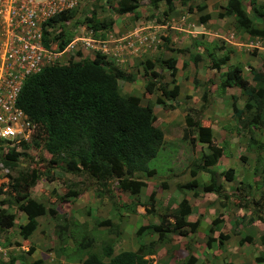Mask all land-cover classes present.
I'll list each match as a JSON object with an SVG mask.
<instances>
[{
  "label": "rangeland",
  "instance_id": "1",
  "mask_svg": "<svg viewBox=\"0 0 264 264\" xmlns=\"http://www.w3.org/2000/svg\"><path fill=\"white\" fill-rule=\"evenodd\" d=\"M118 1L80 0L75 8L74 16L69 19L66 18V25L61 27V30L67 34L69 41L74 40V38H91L98 42L103 41L100 44L105 46V50L100 49V53L104 52L102 55L104 60L110 62L109 59H112L113 63L132 80L130 82L118 81V88L122 96L133 95L139 99L140 105H152L155 111L154 126L163 132V147L166 151L163 152L164 154L162 151H158L155 157L147 163V168L154 171L151 182L165 181L169 183L172 181V175L176 170L173 162L175 154L192 157L197 152L196 147L193 148L192 146L189 150L186 147L188 145L183 143L182 146L178 141L183 128V110H188L193 118H200L199 115L202 112L200 110L202 106L200 96L202 91L205 90L208 96L215 91L212 86L219 83L222 74L234 63L241 67L242 77L248 85L252 86L251 70L262 72L261 64L264 60V49L261 50L259 48H264V38L252 37L245 33L237 26L238 24L234 17H218L227 0H172V9H167L162 1L156 3V5H151L150 0H137V8L134 13H125L123 15L116 13ZM240 1L251 26L256 28L264 27V18L253 16L254 9L249 5V0ZM201 5H204L203 10L198 9ZM253 5L255 8L264 7V0H253ZM91 11L95 12L97 20H111L112 23L109 28L99 30L95 35L91 34V31L83 23V19L89 17ZM203 16H207V19L201 22V17ZM244 23L242 22V24ZM56 26L58 25H55L54 28ZM56 44L53 47H56ZM119 44L122 45L121 50H124L123 54L119 56L122 61L115 63L114 51L118 49L116 47ZM94 45L97 44L89 43L87 47H84L80 41H76L72 51L65 54L61 59L65 60L68 58V65L76 63L82 58L90 59L95 55V52H98L93 48ZM126 49L134 50L132 52L133 55H126ZM177 50L180 51L177 52ZM196 55L198 59L194 63L192 58ZM168 58L175 60L176 74L173 80L169 76L168 69L163 65H159L156 61L157 59L166 60ZM145 61H149L154 65L153 71L160 76V82L165 85L169 95L176 96L174 100L165 101V105H170V108L164 109L153 104L154 99L159 96V92L155 91L152 95L146 93L144 85L150 75L145 68ZM212 61L219 65L218 69L212 68ZM67 63L61 62L59 65ZM144 72H146L147 77ZM238 90L236 87H231L226 92L238 94ZM242 97H238V106H241ZM207 102L204 103V106L207 105ZM224 107L228 108L229 105L226 104ZM202 126L204 125L202 124ZM171 144L173 146H170ZM174 144L178 145L177 148ZM24 154V156H18L15 167L10 170L2 166L0 147V208L5 209L6 212L13 213L15 217L12 228L0 231V264H10L11 260L13 261L12 264H73L72 260L67 261L64 253H60L58 250L62 244H58L54 235L55 225L61 224L63 217L64 220H68L71 223L69 226L73 234H70L74 238H77L80 234L78 220L81 221L80 224L85 223L86 232L93 238L92 250L100 253L99 244L107 238L112 240L113 250L115 251H118V246L121 242L124 241L127 244L130 240L134 241L136 229L140 223H144L143 218L134 215L122 219L123 225L119 224L117 225V230H113L116 234L113 232L107 234L106 229L103 227L95 228L94 222L103 220V218L109 219L113 222V225L115 224L114 221L120 218L117 213V205L125 204L127 209H131L132 204L140 205V212H145L147 209L149 210L146 211L147 215L151 213L156 217L168 212L166 211L167 209L156 212L149 209L148 205L150 202L147 201V197L150 194L149 192L153 190L151 187L153 183L148 180L145 181L146 178H142L146 187L132 199L128 197L127 193L117 189L115 181L105 182L104 184L108 186L111 194L109 195V192H106L104 188V184L101 187L99 182L85 175L67 174L61 169V163L57 166L46 165L50 156L41 149L30 148ZM181 164L184 165L185 163L181 161ZM220 166H222V163ZM26 168H33L37 172L48 170L49 174L56 178L49 183L42 180V177L31 189L30 197L43 203L46 207L52 206L58 215L56 218H49L48 215L39 217L37 219V231L32 233L26 240H22L18 235V225L25 222V218L14 203L10 196V190L6 185L10 178L16 176L17 172ZM69 191H76L79 195L75 199L60 201L58 196H64ZM229 197L232 198V194ZM255 198L258 197L255 196ZM152 199V203L160 208L166 200V196L162 195L158 200H155L153 196ZM226 201H224V204ZM243 202L244 200L237 196L232 198L233 205H242ZM246 205L248 207L246 212L254 219H259V222L264 225V206L262 205L258 208L251 201H248ZM161 208L163 209V207ZM211 209V207L205 209L207 216H202L200 219V228L196 234L197 239H201L206 234L203 228L210 226L209 222L211 219L206 221L209 215L211 217L216 215L220 218L219 214L224 216L229 211L224 207ZM214 218L216 217H213L212 220ZM220 220L218 219L217 224L212 226L216 229L213 232L215 238H218L219 233L234 235L233 231H235V234L239 235V239L241 233H238V230L243 226L249 228V222L247 223L246 220L244 221L245 224L234 225L233 228L232 220L224 219L219 224ZM156 234L152 230L146 232L144 229H142L140 234L141 241L146 244L151 240H155L153 242L154 246L152 245L153 251H155L152 260H156V264H168L171 260L175 264H184V259L182 260L181 258L185 252L178 245L180 238L174 233L164 239L172 240L171 242H165L164 240L160 242L157 239H153ZM116 238H118V244L115 248V242L113 243V241ZM190 240L192 241L190 243L192 246L193 241L196 239L194 237L190 238ZM72 241L71 239V243L64 247L63 252L67 254L71 252L74 246ZM125 247L129 248L127 245ZM221 247L224 248L221 251L222 253H218L219 255L216 253V256L212 254L214 249H216V240L213 242L211 250H203L201 248L200 256L197 260L198 263L195 264H229L233 260V251L238 254V250L244 247L249 255L261 256L262 253H258L257 249L263 246H261V242L258 239L239 245L237 240L231 237L225 245L222 243ZM195 248L198 247L196 246ZM83 251H80V254H83ZM180 253H182L181 256H179ZM195 255L197 254L195 253ZM246 260L248 259L243 260L241 264H244Z\"/></svg>",
  "mask_w": 264,
  "mask_h": 264
},
{
  "label": "trees",
  "instance_id": "2",
  "mask_svg": "<svg viewBox=\"0 0 264 264\" xmlns=\"http://www.w3.org/2000/svg\"><path fill=\"white\" fill-rule=\"evenodd\" d=\"M136 1L119 0L116 13L119 15L134 13L137 8ZM160 1L164 2L167 9H172V0H150V4L156 5ZM249 5L254 9L252 13L254 17L264 18L263 6L255 8L253 0H249ZM198 9L203 10L204 5L199 6ZM74 14V10L60 13L53 17L48 25L65 21L66 18L69 19ZM95 16V12L91 11L89 17L83 19L86 28L94 35L99 30L109 28L112 23L111 20H97ZM218 17H234L237 26L245 33L252 37L264 38V27L251 26L240 0H227ZM206 19L207 16L201 17V22ZM242 22L245 23L242 24ZM63 26L59 24L58 29L52 35L43 33L42 41L45 47L48 46V36H52L51 39L58 42V50L69 42L67 34L60 30ZM166 41L168 42V40ZM197 59L196 55L192 58V62L195 63ZM156 61L168 69L169 76L173 80L176 74L175 60L168 58ZM218 67L219 65L212 61V68L216 70ZM145 68L150 75L144 85L146 93L152 95L155 91L159 92V96L154 99L153 104L164 109L170 108V105H165V101L174 100L176 96L169 95L165 85L160 82V76L153 71L154 65L151 62L145 61ZM261 71L251 70L253 86L250 87L241 76V67L234 65L222 74V78L217 84V89L221 91L226 87H236L242 95H247L248 99L253 102L250 104L247 99L241 109H238L234 102L231 103L232 115L239 127L248 132H250L251 126L258 129L264 124V60L261 64ZM144 75L146 76V72ZM118 81L130 82L132 80L111 62H106L104 56L95 53L91 59L82 58L80 61L66 66L46 67L26 78L20 88L16 106L27 116L29 122L35 125L32 139L28 145L22 147L23 151L30 147L41 149L50 156L46 165L57 166L61 163V169L65 173L85 175L99 182L101 187L105 182L115 181L117 189L127 193L128 197L132 199L145 187L142 178L154 175V171L147 168L149 160L153 159L158 151L163 153L166 149L163 147V132L154 126L155 115L152 105H140L139 99L133 95L122 96L118 88ZM200 99L202 104L206 102L207 93L205 90L202 91ZM231 100H233L232 97ZM251 107L254 109L253 112L249 110ZM203 108L204 105L200 107V110ZM183 121L185 128L181 134V141H187L188 145H193L194 142L205 144L207 152L200 155L197 165L192 164L193 168L189 171L191 180L181 188L191 191L193 197L197 196L198 192L196 193L194 190L198 184L195 174L199 170L207 177L206 183L201 186V193H213L221 201L220 205L223 207V201L227 199V195L222 192L221 186L216 184L215 174L211 170V167L222 156L223 150L212 144L211 130L208 127L200 126L192 114L186 113ZM249 139L259 147L260 144L253 140L251 135ZM22 155L25 154L21 153ZM17 158V153L12 150L8 151L1 159L2 166L13 170ZM232 171V169H227L221 175L226 181H231ZM42 177L46 182L56 179L49 174L48 170L37 172L33 168H26L17 172L16 176L10 178L6 185L19 211L25 215V223L18 225V235L22 240H26L36 229L37 217L45 215L50 218L57 217L52 207H46L43 203L30 197L31 189ZM104 188L106 192H109L106 184H104ZM108 194L111 195L110 192ZM78 195L79 193L76 191H69L59 197V200L68 201V199H75ZM152 196L153 193L147 198L150 208L152 207ZM122 206L127 210L125 204ZM131 208L133 210V206ZM189 214V203L185 199H181L173 210L159 215L158 224L151 227L153 232L158 233L156 239L162 242L174 233L179 236L193 235L198 223L197 221L187 222L186 218ZM14 222V214L0 208V231L12 228ZM217 222L218 219L214 218L210 225L214 226ZM70 224L63 217L61 224L55 225L54 229L58 244H62L58 250L60 253H64L67 261L76 258L78 251L85 249V258L80 264H150V261L143 257L155 252L153 251L155 240L144 244L140 234L146 227H138L134 233L137 243L135 251H121L113 255L112 240L107 238L100 242L101 255L98 256L91 252L94 242L86 232V224H78L80 234L77 238L70 234H73L72 230L70 231ZM94 227L105 228L107 234L115 233L113 230L118 228L117 224L113 225L109 219L96 220ZM71 239L74 246L67 254L63 250L67 244L71 243ZM217 240L216 249L220 251V244L227 240V235L219 233ZM164 241L168 242L169 240ZM261 243L263 244L262 238ZM104 258L107 261H104ZM255 262L264 264V257L255 258ZM12 263L11 260L10 264ZM183 263H193L190 255L183 260Z\"/></svg>",
  "mask_w": 264,
  "mask_h": 264
},
{
  "label": "crops",
  "instance_id": "3",
  "mask_svg": "<svg viewBox=\"0 0 264 264\" xmlns=\"http://www.w3.org/2000/svg\"><path fill=\"white\" fill-rule=\"evenodd\" d=\"M83 39L89 40V43L97 44L93 46V48L96 49L95 51H98L100 53V49H102L103 51L105 50V46H101L100 44V43H103V41L98 42L91 38H83ZM121 47L122 45L119 44V46L116 47L118 49L114 51L115 56L114 54L113 56L116 57L114 60L115 63L122 61L119 58V56L122 55L124 51L123 49L121 50ZM259 49L263 50L264 48L260 47ZM133 51L134 50L126 49L125 52L127 53L126 55H133L132 54ZM103 53L104 52H101L100 54L103 55ZM109 60L116 68L120 69L116 64L113 63L112 59H109ZM234 65H236V63H234L232 66ZM215 86H217V84H215ZM215 86L214 85L212 86V88H215V91L211 92V94L208 96V102L206 103L207 105H205L204 108L202 109V112L199 115L200 118H198L197 121L200 126L203 124L205 127H208L211 130L212 144L214 146L221 147L223 150L222 156L219 157L215 165L211 167V170H213L215 174L216 184L220 185L222 188V192L228 195L227 201L224 204V208H226L229 211L227 215H224V216L222 214H219L221 216L220 221L223 222L224 219L232 220V228L234 225L239 226L241 223H244L245 220L247 221V223L249 222L248 223L249 228H246L245 226H243L241 227L240 230H238V233H241L240 234L241 237L239 239H238L239 237L238 234H235V233L234 235L227 234V240L224 241V245L226 244L228 239L231 237H234L235 240H237V244L239 245L241 243L247 242L246 240L250 242V240L255 241L256 239H258L259 241L260 237L264 238V225L261 224L258 220H255L253 217H251L248 214V212H246L248 210V207L246 204L248 203V201L254 202L260 197L261 198L263 197V200H264V124L262 127L258 129L251 126L250 132L246 130L245 131L242 130L239 127L238 122L235 120V117L232 115L231 103L234 102L235 106L238 109H241L246 103L248 96L242 95L239 90H238V94H235V93L229 94L226 91L227 89H230L231 87L230 88L226 87L223 91H221L219 89H216ZM231 97L233 98V100H231ZM238 97H242L241 106L237 105ZM249 103L252 104L253 102L249 100ZM226 104L230 105V107L225 108L224 106ZM249 110L251 112L254 111L252 107ZM183 111L184 112L182 114V120L184 118V115L188 113V110H183ZM153 112L155 113L154 110ZM182 125H183V128H182V131H183L185 128L184 121L182 122ZM182 131H181V134H182ZM250 135L252 136L253 140L257 141V143L260 144L259 147H257L256 144H253V142L249 139ZM163 141H164V135H163ZM178 141L182 146H183V143L184 145H188L187 141H181V136ZM170 146H173V144H171ZM174 146L177 148L178 145L174 144ZM192 146L193 148L196 147L197 152H198L192 155V157H190L189 155H181V154L180 155L175 154V156L173 157V162H174V165L176 166V170H175V173L172 175L173 178L171 182L169 183L165 181L151 182V180H153L152 177H149L146 179L144 178L145 181L148 180L150 181V183H153V185L151 186L153 190H151L149 193L150 194L153 193L155 200L160 199L162 195L166 196V200L161 205L163 209L161 207L160 208L157 207L155 204L152 203V210L154 212L158 210L161 211L164 209H167V211L173 210L176 207V204L181 199H185L189 203L190 214L189 216H187L186 221L190 223L197 221L198 223L195 233L193 234L194 236L191 234L179 236V234L175 233L176 236L180 238L178 240V245H180L182 250H184L185 252V254L183 253L184 256H182L181 259L183 260L185 258H188V256L190 255V259L193 260V263H189V264L198 263L197 260L199 259V256H200L199 252L201 248H203V250L204 249L211 250L212 244L210 246V243L214 241L215 239V234L213 232H215L216 229L212 228V226L210 225V222L213 217H216V215H214L213 217L209 215L207 217L206 221L207 220L209 221L210 219L211 220L209 222L210 226H205L203 228L206 231V234L203 235L201 239H197L196 237L197 231L200 228L201 217L207 216V214L205 213V209L211 207L212 208L211 210H213L215 208L221 207L219 205V199L216 195H214L213 193H204V194L201 193L202 192L201 186L206 183L207 177L205 173L199 170H197V173L195 174V178L198 184H197V187L194 189L196 193L198 192V195L193 197L191 191H187L186 189L181 188V186H183L185 183L191 180L189 171L193 168L191 167L192 164L197 165V162H199L197 160L200 157V155L207 152L205 144L194 142L193 145L189 144L186 147L190 150L191 149L190 147ZM176 153H177V149H176ZM181 161H183L185 164L182 165ZM220 161H222L221 162L222 166H220L221 164ZM227 169L233 170L231 181H226L221 175ZM145 187H146V184H145ZM230 194H232V198H234L235 196H237L238 198H242V200H244L243 204L233 205L232 198L229 197ZM255 196H257L258 198H255ZM58 197H60V195ZM132 206H133V210H131L132 208L126 210L123 208L121 204L117 205V213L120 218L116 219L114 223L117 225L119 224L123 225L122 219L126 217L129 218V216L137 215L139 216V218H143L144 223H140L139 227H144V228L146 227V229H144L146 232L151 230L152 226L158 224V219L155 215H152L151 213L147 215L146 212H140L139 211L140 205L132 204L131 207ZM53 209L56 212L55 208ZM39 217H42V216H39ZM39 217L36 218V223ZM23 223L24 222H22V224ZM77 223L80 224L81 221L78 220ZM37 228H38V223L33 233L37 231ZM157 235L158 233L155 235V237H153V239H156ZM194 237L196 240L193 241V244L191 246L190 243H192V241L190 240V238H194ZM169 241L171 242L172 240H169ZM114 242H115L114 247L116 248L118 244V238H116L113 241V243ZM132 242L134 243L131 244ZM143 243L145 244V242ZM126 245L129 246V248H126L125 247ZM196 246L198 248H195ZM136 248H137V243L135 240L134 241L130 240V242H128L127 244L126 242L123 241L121 242V244H119L118 251L113 250L112 252H113V255H116L118 252H121V251H135ZM112 249H113V246H112ZM82 250H84L83 254H80V251ZM257 251L258 253L260 252L264 255V247L258 248ZM91 252L97 254L98 256L101 255V253L99 254L97 251H93L92 249H91ZM194 252L198 256L195 255ZM216 253H217L216 251L212 252L214 256H216ZM237 253L238 254H236V251L235 252L233 251V254H232L233 260H231L229 264H241L242 261L245 259H248V260H246L244 264H249L251 262L253 263L254 259L256 258L255 255H249L246 252L245 247L242 248L241 250H238ZM85 254H86L85 249L79 250L77 257L72 259L71 262L73 264H80L82 260L85 258ZM181 255L182 253L179 254V256ZM153 256H154L153 254H150V255L144 256L143 258L145 260H149L150 264H156V260L154 261L152 260ZM104 261H107V259L104 258ZM168 264H175V262L171 260ZM256 264H262V263H256Z\"/></svg>",
  "mask_w": 264,
  "mask_h": 264
},
{
  "label": "built area",
  "instance_id": "4",
  "mask_svg": "<svg viewBox=\"0 0 264 264\" xmlns=\"http://www.w3.org/2000/svg\"><path fill=\"white\" fill-rule=\"evenodd\" d=\"M79 1L0 0V139L10 146L28 142L33 131L15 105L24 80L43 68L66 63L68 58H61L72 51L76 41L89 45L87 39L74 38L56 51L52 36L47 37V47L42 41L44 32L52 35L59 24H66L62 21L49 26V21L60 13L75 11Z\"/></svg>",
  "mask_w": 264,
  "mask_h": 264
},
{
  "label": "clouds",
  "instance_id": "5",
  "mask_svg": "<svg viewBox=\"0 0 264 264\" xmlns=\"http://www.w3.org/2000/svg\"><path fill=\"white\" fill-rule=\"evenodd\" d=\"M65 22H66V21H65ZM63 25H64V24H63ZM63 25H62V26H63ZM65 25H66V24H65ZM64 29H65V28H64ZM64 34H65V32H64ZM51 40H52V39H51ZM70 41H72V40H70ZM70 41H69V42H70ZM56 42H57V41H55V40L53 41V40H52L53 46L56 44ZM69 42H67V44H68ZM138 42H139V41H138ZM57 44H58V43H57ZM57 44H56V47H54V48H56V49H55L56 51H60V50H62V49L67 45V44H66L65 46H63L62 49L58 50V48H57ZM53 46H52V47H53ZM95 53H98L99 55H101L99 52H95ZM263 57H264V55H263ZM90 59H91V58H90ZM67 62H68V60H67ZM67 62H66V63H67ZM66 65H68V63L65 64V65H54V66H66ZM50 67H51V66H50ZM37 73H38V72H37ZM241 73H242V70H241ZM241 76H242V75H241ZM252 86H253V85H252ZM252 86H251V87H252ZM215 87H216V89H217V86H215ZM17 97H18V96H17ZM207 98H208V94H207ZM16 100H17V98H16ZM201 102H202V101H201ZM206 102H207V99H206ZM15 105H16V103H15ZM202 105H204V104H202ZM16 107H17V106H16ZM229 107H230V105H229ZM17 108H18V107H17ZM18 109H19V108H18ZM19 110H20V109H19ZM201 110H202V109H201ZM22 113H23V112H22ZM23 114H24V113H23ZM24 115H25V114H24ZM25 116H26V115H25ZM26 118H27V116H26ZM27 120H28V118H27ZM196 120H197V119H196ZM28 121H29V120H28ZM29 123H30V122H29ZM30 124L33 126V131H32V135H33L34 132H35V125H33L32 123H30ZM201 126H202V125H201ZM204 127H205V126H204ZM32 135H31L30 140L32 139ZM30 140H29L28 142H21V143H19V144H14V145L10 146L8 141H6V140H1V139H0V147H1L2 157H3L4 155H6V153H7L8 151H11V150H12L14 153H17L18 156H21V153H25V152L28 150V149H26V150L23 151L22 147L25 146V145H28V144L30 143ZM22 143H24V144L22 145ZM30 148H31V147H30ZM30 148H29V149H30ZM40 180H41V179H40ZM40 180H39V181H40ZM42 180H43V179H42ZM39 181H37V182H39ZM44 181H45V180H44ZM37 182H36V183H37ZM52 182H53V181H52ZM49 183H51V182H49ZM144 183H145V182H144ZM35 185H36V184H35ZM224 194H225V193H224ZM226 195H227V194H226ZM227 198H228V195H227ZM32 199H33V198H32ZM34 200H35V199H34ZM225 200H227V199H225ZM225 200H224V201H225ZM224 201H223V202H224ZM258 201H259V202H258ZM37 202H38V201H37ZM220 202H221V201H219V205L221 204ZM257 202H258V203H257ZM260 202H261V203H260ZM252 204H254L256 207L260 208V206L264 205L263 197H262V198L260 197V198L257 199L256 201L252 202ZM148 206H149V205H148ZM220 206H221V205H220ZM223 207H224V205H223ZM149 209H152V207L150 208V206H149ZM146 211H149V210L146 209L145 212H146ZM21 213H22V212H21ZM148 213H149V212H148ZM22 214H23V213H22ZM23 215H24V214H23ZM160 215H161V214H160ZM24 218H25V215H24ZM216 218H217V219H221V216H220V218L216 216ZM157 219H158V216H157ZM255 220H258V221H259V219H255ZM25 221H26V220H25ZM211 221H212V220H211ZM220 222H221V221H219V223H220ZM24 223H25V222H24ZM262 224H263V223H262ZM20 225H21V224H20ZM212 228H213V227H212ZM234 233H235V231H234ZM261 238H262V237L259 238V241H260V242H261ZM217 239H218V238H215V239H214V241L216 240V243L218 242ZM214 241H212V242L210 243V246H211V244H212V248H213V242H214ZM246 241L248 242V240H246ZM220 242H221V241H220ZM262 242H263V244H264V238H262ZM221 244H222V242H221ZM221 244H220V245H221ZM263 244L261 243V246L264 247ZM222 249H224V248L221 247V250H220V251H219L218 249H214V251H216L217 254H218V253L220 254V253H222V252H221ZM219 254H218V255H219ZM261 256L264 257L263 254H261ZM257 257H259V256H256V258H257ZM220 260H221V259H220ZM253 262H254V264H256L255 259H254ZM262 264H263V263H262Z\"/></svg>",
  "mask_w": 264,
  "mask_h": 264
}]
</instances>
